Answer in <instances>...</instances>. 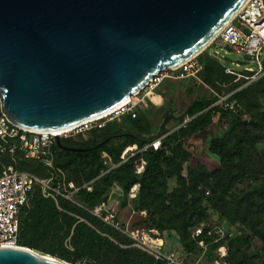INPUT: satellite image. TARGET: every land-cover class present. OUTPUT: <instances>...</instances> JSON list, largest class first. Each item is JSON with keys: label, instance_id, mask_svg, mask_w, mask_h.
<instances>
[{"label": "trees", "instance_id": "1", "mask_svg": "<svg viewBox=\"0 0 264 264\" xmlns=\"http://www.w3.org/2000/svg\"><path fill=\"white\" fill-rule=\"evenodd\" d=\"M199 61L203 65L204 81L212 86L215 82L231 81L230 90L236 88L233 95L246 108L257 104L259 94L264 93V76L241 87V83L226 74L221 62L208 51L201 53ZM215 88L219 89L218 86ZM219 92L210 98L194 99L181 117V120L187 118L184 126L171 132L164 127L172 117L169 112L164 113L163 124L156 135H149L151 127L144 113L135 117L126 113L122 118L130 123V131L117 128L114 121L90 130L87 137L60 139L64 147L81 150L56 145L55 166L78 186L95 179L90 190L80 189L76 195V201L86 210L61 202L63 211H59L51 199L42 197L39 188L34 187L28 198H31L30 207H25L26 203L20 213L17 244L70 264H76L82 258L95 259L101 264H165L139 249L120 246L128 241L88 212L104 200L111 184L117 182L123 189L122 204L129 199L135 210L146 212V216L132 227L158 232L173 230L184 251L197 252V242L191 238V231L196 225L206 223L207 208L203 203L206 201L220 216L239 224L241 230L235 237L226 234L217 241L215 234L205 237L210 251L224 244L228 264H264V258L260 256L264 253V153L260 154L254 147L259 133H252L248 127L252 120L244 122L230 111L211 107L217 95H225L223 91ZM236 104L239 106L238 102ZM214 111L232 116L226 133L211 138L208 145L209 151L219 158L220 165L212 171L190 167L184 176L182 163L189 153L182 140L203 131L212 122ZM259 116L264 125V112H259ZM163 133H167V137L160 149L147 147L126 161L120 158L128 146L136 144L143 149ZM142 161L145 164L139 172L137 169ZM16 165L19 170L41 177L49 173L42 165L32 162L20 161ZM44 171L46 174H42ZM171 176L177 177V186L170 190L168 178ZM246 180L256 184L249 186L247 191L235 192V185ZM134 184L137 193L135 199H131L129 191ZM213 224L218 223L207 225ZM68 237L72 250L63 244ZM252 238L261 243L258 252L247 247Z\"/></svg>", "mask_w": 264, "mask_h": 264}, {"label": "water", "instance_id": "2", "mask_svg": "<svg viewBox=\"0 0 264 264\" xmlns=\"http://www.w3.org/2000/svg\"><path fill=\"white\" fill-rule=\"evenodd\" d=\"M245 1L0 0V110L27 131L97 118L201 53ZM0 264L68 263L0 246Z\"/></svg>", "mask_w": 264, "mask_h": 264}, {"label": "built area", "instance_id": "3", "mask_svg": "<svg viewBox=\"0 0 264 264\" xmlns=\"http://www.w3.org/2000/svg\"><path fill=\"white\" fill-rule=\"evenodd\" d=\"M238 21L242 28L234 23ZM209 55L219 60L226 74L234 77L235 82H240L241 87L257 81L264 76V0H247L237 14L228 22L222 30L205 48ZM193 59V58H192ZM192 59L170 70L173 77H185L190 74L195 66ZM168 72L165 71V73ZM160 73L150 83L160 79ZM168 75V74H167ZM172 76V75H171ZM149 83V84H150ZM216 105L231 112H235V102L230 95H217ZM116 110L113 114H121L131 110L128 107ZM112 115V114H111ZM108 117V116H107ZM106 118V117H104ZM103 118L85 121L74 128L54 135L47 131H27L11 124L5 114L0 110V156L7 158L10 163L0 173V246H17L18 227L20 213L27 203L29 194L34 187L39 188L42 197L51 199L59 211H63L61 202L75 205L85 209L76 201V195L80 189L90 190L93 180L78 186L74 181L66 178L64 171L55 166V151L57 140L68 138L92 128H101ZM187 119L184 120V124ZM165 136L152 140L144 147L154 150L160 149L165 141ZM133 144L127 150L136 148ZM32 162L42 165L49 173L45 177L38 176L26 170L16 168L18 162ZM145 162L142 161L138 171H142ZM103 174V173H102ZM111 193L123 195V189L119 185L111 190ZM137 185L134 184L130 191L131 199L136 197ZM86 210V209H85ZM88 212L102 221L104 224L120 230L133 241V245L148 253L156 261L165 264H184L179 254L172 249H165V241L155 229L143 227H122L118 220L119 203L114 198L102 201ZM79 220H83L79 218ZM215 234V241L226 234L231 235L219 224L205 225L200 223L191 231V238L206 250L205 237ZM226 246L219 245L216 248V258L213 264H227ZM76 264H101L95 259L82 258ZM197 264V263H195Z\"/></svg>", "mask_w": 264, "mask_h": 264}, {"label": "rangeland", "instance_id": "4", "mask_svg": "<svg viewBox=\"0 0 264 264\" xmlns=\"http://www.w3.org/2000/svg\"><path fill=\"white\" fill-rule=\"evenodd\" d=\"M234 24L237 27L242 28V25L238 21H236ZM204 51L206 52L208 50L204 49L202 52ZM201 53H199L197 56H195L192 59V62L195 63L194 65L195 67L191 69L190 74L188 76L177 78V77H173L176 74L174 73L172 74L170 70H168V72L166 73L165 71L161 72L159 75L160 79L157 82L154 83L152 82L148 84L139 93L130 97L131 102L130 105L128 106L131 107L130 111L121 113L119 115L112 114L106 118H103L101 120V122L104 123L103 127L109 122L116 121L115 126L117 128L122 129V131H130L131 125L128 121L122 118V115L126 113H130L132 117H135L136 114L144 113L151 127V131L149 135H156L163 124L164 113L169 112L172 115V117L170 120H168L167 123L164 124V127H166V129H168V131L171 132L184 126V120L187 118L181 120V117L184 114L187 106L194 99L202 98V97L210 98L213 95H215V92L220 93L219 90L223 91L225 95H230L232 97V95L235 93L236 88L230 90L231 86L233 85L231 81L227 83L215 82V86L207 84L204 81L202 77V73L204 71L203 65L199 61ZM217 86L219 89L215 88ZM233 99L235 102L236 110L235 112L232 113L238 115L240 119L244 122H250L251 120L253 121L252 123L249 124L248 127H250L252 133H256V132L259 133V137H256L257 141L254 147L256 151L259 152L260 154L264 153V125L262 124L263 120H261L259 116V112H264V93L259 94L257 104L255 103V105H248L247 108L244 107L238 101V99L234 97V95H233ZM237 102L239 106L236 104ZM215 103L216 101H214L211 104V107H219ZM221 112L222 111H214L212 115V122L203 131L189 136H185L183 138L182 140L183 147L189 153L188 158L182 163L181 171L184 176L187 174V169L190 167L202 171H212L219 167L220 165L219 158L215 154L209 151L208 145L211 138L222 137L230 126L231 123L230 119L232 118V116L222 115ZM93 129L94 128H92L91 130ZM89 131H85L83 133L71 137H77L79 135L83 137H87L88 134L86 133H88ZM166 134L167 133L158 135L154 139L165 136ZM149 135L145 134V136H149ZM141 150H144V148L142 149L138 146L136 148H133L132 150H127L126 148L121 153L120 158L126 161L131 157H135L137 154L141 152ZM8 163L9 161L6 158L0 156L1 171L5 168V166L8 165ZM35 164L38 165V163ZM42 174H46V171H44ZM255 184H256L255 182L246 180L242 183L236 184L234 190L235 192L236 191L239 192L242 190L247 191L249 186ZM115 185H119V184L117 182H113L111 184L108 194L103 201H108L109 198L116 199L120 205L118 220L120 221L122 227L126 225L133 226L134 224L138 223L143 217L146 216V212L135 210L132 201H130L129 199L125 204H122L124 196L118 195L117 193L114 194L111 193V190L115 188ZM168 186L170 190L177 186L176 176H171L168 178ZM207 194L208 193L205 192L206 196ZM241 195L242 193L240 192V196ZM30 199L28 200L25 207H30ZM203 203L207 208V215H208L207 219L204 221L206 223L203 224L207 225L208 223H212V222L218 223L220 226H222L223 229L231 233L232 237H235L240 234L241 230L239 224H233L226 218L220 216L214 209L209 207L206 201H204ZM109 228L112 227L109 226ZM112 229L116 231L120 237L128 241L127 244H120V246L122 247L130 246L132 248L139 249L137 246L133 245V241H131V239L127 237L125 234H123L120 230L114 228ZM159 233L165 240H167V245H165L164 248L168 250L169 249L175 250L179 254V257L184 264L214 263L213 261L216 258V249L210 251L208 244H206L205 251H203V249L197 243L198 246L197 252L187 253L186 251L183 250L182 246L179 243L178 235L173 230L161 231ZM63 244L64 247H66L69 250H72V246L69 243V237L63 241ZM247 247L250 251L254 250L258 252V250H260L261 243L257 238H252L250 239ZM260 256L261 258H264V253L260 254Z\"/></svg>", "mask_w": 264, "mask_h": 264}, {"label": "bare ground", "instance_id": "5", "mask_svg": "<svg viewBox=\"0 0 264 264\" xmlns=\"http://www.w3.org/2000/svg\"><path fill=\"white\" fill-rule=\"evenodd\" d=\"M247 1V0H246ZM246 1L243 3V5L246 3ZM242 5V6H243ZM241 6V7H242ZM240 7V8H241ZM240 8L238 9V11L240 10ZM237 11V12H238ZM237 12H236V14H237ZM235 14V15H236ZM221 31V30H220ZM219 31V32H220ZM219 32L217 33V34H219ZM216 34V35H217ZM215 35V36H216ZM192 58H194L193 56L190 58V59H192ZM189 59V60H190ZM188 61V60H187ZM187 61H185V62H187ZM184 62V63H185ZM183 64V63H182ZM181 65V64H180ZM179 65V66H180ZM178 66V67H179ZM177 68V67H176ZM131 97V96H130ZM130 97H128L120 106H118L116 109H114V110H112V111H109V112H107V113H105V114H103V115H101V116H98L97 118H93V119H90V120H95V119H99V118H104V117H107V116H109V115H111V114H113V113H115L116 112V110H120V109H123L124 107H126L130 102H131V98ZM89 121V120H88ZM79 125V124H78ZM75 126H77V125H75ZM75 126H73V127H70V128H65V129H55V130H51L50 132L51 133H53L54 135H60V134H62L63 132H65V131H67V130H70V129H72V128H74ZM17 246H19V245H17Z\"/></svg>", "mask_w": 264, "mask_h": 264}, {"label": "crops", "instance_id": "6", "mask_svg": "<svg viewBox=\"0 0 264 264\" xmlns=\"http://www.w3.org/2000/svg\"><path fill=\"white\" fill-rule=\"evenodd\" d=\"M164 241H165V245H167V240L164 239Z\"/></svg>", "mask_w": 264, "mask_h": 264}]
</instances>
